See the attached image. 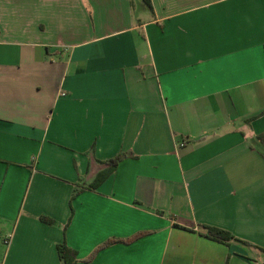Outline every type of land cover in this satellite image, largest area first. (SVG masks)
Masks as SVG:
<instances>
[{
    "label": "crops",
    "instance_id": "0c3cea01",
    "mask_svg": "<svg viewBox=\"0 0 264 264\" xmlns=\"http://www.w3.org/2000/svg\"><path fill=\"white\" fill-rule=\"evenodd\" d=\"M149 1L0 0V264H264V0Z\"/></svg>",
    "mask_w": 264,
    "mask_h": 264
},
{
    "label": "trees",
    "instance_id": "16d2710c",
    "mask_svg": "<svg viewBox=\"0 0 264 264\" xmlns=\"http://www.w3.org/2000/svg\"><path fill=\"white\" fill-rule=\"evenodd\" d=\"M145 4L151 9V3L149 0H144ZM259 140H263L264 141V132L257 134L256 136ZM123 155L122 154H117L116 156L105 160L104 163L106 164V168H104L101 171H98V173L96 174L95 179L87 185V187L89 188H95L100 181L103 180V178L108 175L112 170H114V168L116 167L117 163L119 162L120 159H122ZM77 191L75 190V193ZM74 195V193H73ZM39 218L43 221L49 222V223H53L54 220L46 215H40ZM180 227H184V226H180ZM203 227L205 228V235L211 238H216V239H229L232 237L231 233L223 228L220 227H216V226H212V225H203ZM149 231H139L135 234H133L130 237L127 238H109L106 241H104L103 243L99 244L95 250L97 251L98 249L109 245L111 243L114 242H129L132 241L146 233H148ZM56 249H57V253L59 256V259L61 260L62 264H73L76 261V256H77V252L75 249L69 247L65 242H60L56 244ZM94 252L89 255L87 258H85V260H89L91 259V257L93 256Z\"/></svg>",
    "mask_w": 264,
    "mask_h": 264
},
{
    "label": "rangeland",
    "instance_id": "374dc122",
    "mask_svg": "<svg viewBox=\"0 0 264 264\" xmlns=\"http://www.w3.org/2000/svg\"><path fill=\"white\" fill-rule=\"evenodd\" d=\"M133 2H134L133 9H134L136 14L141 9V6H142L144 11H146V12L148 11V8L146 7V5L144 3H139V1H137V0H133Z\"/></svg>",
    "mask_w": 264,
    "mask_h": 264
}]
</instances>
